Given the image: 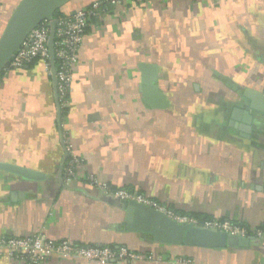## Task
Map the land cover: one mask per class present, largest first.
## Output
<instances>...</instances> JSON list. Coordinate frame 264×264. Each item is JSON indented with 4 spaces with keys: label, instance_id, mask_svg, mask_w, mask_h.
<instances>
[{
    "label": "crops",
    "instance_id": "0c3cea01",
    "mask_svg": "<svg viewBox=\"0 0 264 264\" xmlns=\"http://www.w3.org/2000/svg\"><path fill=\"white\" fill-rule=\"evenodd\" d=\"M17 1L0 0V33ZM63 117L85 173L112 189L177 215L264 228V0H126L101 13L85 29ZM64 155L43 63L0 73V165L27 171L0 169V237L143 257L40 264H264V241L250 235L247 247L209 249L127 232L102 192L63 181ZM0 264L25 263L2 255Z\"/></svg>",
    "mask_w": 264,
    "mask_h": 264
},
{
    "label": "built area",
    "instance_id": "2783aa9c",
    "mask_svg": "<svg viewBox=\"0 0 264 264\" xmlns=\"http://www.w3.org/2000/svg\"><path fill=\"white\" fill-rule=\"evenodd\" d=\"M126 0H96L88 7L71 14L53 17L55 31L53 36V62L49 59L48 39L50 24L44 21L30 31L19 50L10 60L6 70H19L31 64L33 60L41 61L44 70L51 75L52 65L55 69V90L57 96V109L59 114L58 125L61 132V142L65 150L63 161V181L65 183L83 179L88 185L99 190L105 196H112L122 200L133 201L153 208L178 223L197 226L230 236H252L264 241V228L247 231L243 227L230 221L200 220L191 216L177 215L164 206L154 202L137 192L122 189H112L107 183L90 173H85L79 157L73 152L64 131L63 116L69 107V96L73 79V67L77 61V54L84 36L85 29L90 20L111 8L117 7ZM141 1V0H133ZM63 132V133H62ZM6 255L18 259L25 264H40L51 257L69 260H85L100 263L133 262L143 259L142 255L126 247L89 246L78 245L68 241L48 240L42 234H33L24 237H0V256ZM177 259L175 263H182Z\"/></svg>",
    "mask_w": 264,
    "mask_h": 264
},
{
    "label": "water",
    "instance_id": "95a60500",
    "mask_svg": "<svg viewBox=\"0 0 264 264\" xmlns=\"http://www.w3.org/2000/svg\"><path fill=\"white\" fill-rule=\"evenodd\" d=\"M72 1L74 0H20L0 33V73L8 67L10 60L19 50L30 31L44 21H48L50 24L48 48L49 59L53 62V36L55 31L53 17L58 10ZM51 78L57 107L55 69L53 65ZM0 169L8 170L21 176H24L27 172L26 170L4 165H0ZM102 199L107 204L123 210L125 215L123 226L127 232L149 235L156 244L209 249L237 248L247 247L250 240L253 239L230 236L197 226L181 224L153 208L133 201L105 195L102 196Z\"/></svg>",
    "mask_w": 264,
    "mask_h": 264
},
{
    "label": "trees",
    "instance_id": "16d2710c",
    "mask_svg": "<svg viewBox=\"0 0 264 264\" xmlns=\"http://www.w3.org/2000/svg\"><path fill=\"white\" fill-rule=\"evenodd\" d=\"M19 1L20 0H18L17 2H16V4L12 7V10H11V12L14 10V8L17 6V4L19 3ZM68 5V4H67ZM67 5H65L64 7H62L60 10H58L56 13H55V15H54V17L55 16H58V15H67V14H70V13H67L66 11H65V8H66V6ZM89 6V5H88ZM88 6H86V7H88ZM11 12L6 16V18H5V22L7 21V19H8V17L10 16V14H11ZM4 22V23H5ZM34 62H37V59H35V60H33V62L32 63H34ZM31 63V64H32ZM30 65V64H29ZM109 247H111V246H109ZM114 248V247H113Z\"/></svg>",
    "mask_w": 264,
    "mask_h": 264
}]
</instances>
